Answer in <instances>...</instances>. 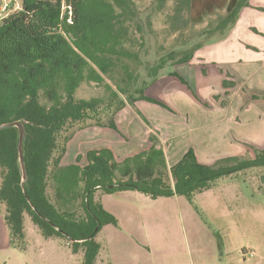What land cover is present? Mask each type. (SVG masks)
<instances>
[{
	"label": "trees",
	"instance_id": "16d2710c",
	"mask_svg": "<svg viewBox=\"0 0 264 264\" xmlns=\"http://www.w3.org/2000/svg\"><path fill=\"white\" fill-rule=\"evenodd\" d=\"M188 4L194 24L226 9L223 26L231 30L249 0H188ZM136 18L134 0H22L20 11L1 20L0 125L27 122L24 189L19 129L0 131V205L5 207L0 212L10 231L11 247L25 249V218L29 216L43 238H63L75 254L83 250V264H98L104 249V243L96 240L98 234L105 226H118L117 218L97 200L98 192L137 191L153 199L176 196L194 205L196 197L213 189L221 178L233 179L264 169V149L257 148H253L254 158L228 157L213 165L199 162L190 149L169 167L159 133L153 130L151 147L122 162L116 160L112 150L102 149L88 151L84 167L61 166L75 135L66 132L75 124L78 131L100 127L119 132L115 118L128 105L135 107L136 102L146 101L170 110L145 91L169 60L176 65L189 63L195 52L179 59L174 53L162 57L158 64L148 67L151 81L139 86V76L127 63L142 64L139 54L128 48L136 42L131 33ZM136 27L141 30L137 22ZM172 75L179 77L175 72ZM84 83L104 86L112 98L122 94L126 99L109 117L112 109L107 106L102 111V98H76ZM231 85L224 83L225 87ZM102 113L107 116L102 117ZM138 114L148 125L143 114ZM81 159L78 157V162Z\"/></svg>",
	"mask_w": 264,
	"mask_h": 264
},
{
	"label": "rangeland",
	"instance_id": "374dc122",
	"mask_svg": "<svg viewBox=\"0 0 264 264\" xmlns=\"http://www.w3.org/2000/svg\"><path fill=\"white\" fill-rule=\"evenodd\" d=\"M134 1L137 7V18L131 24V33L136 42L128 44V48L139 54L142 64L137 65L134 61H127V63L139 76V86L145 81H151L148 67L158 64L162 57L174 53L176 59H179L187 52L197 53L198 50L207 46L226 42L231 34L229 26H223L228 15L226 9H219L214 14L207 15L202 23L194 24L190 20L188 0ZM8 3L9 0H0V22L11 13L22 9V0H14L9 8L3 11ZM257 10L264 12L263 8ZM244 21L246 22L245 19ZM244 21L241 24H244ZM136 22L140 24L141 30L136 27ZM251 31L259 36L260 42L257 41L255 46L259 47L258 50H264L263 31L257 27L252 28ZM238 39L241 40L240 35ZM246 39L247 37L244 41ZM142 42L143 46H141ZM258 50L250 48L249 54L238 51L235 53L245 58H252L261 54ZM235 53L227 51L226 56L234 58ZM176 67L174 61L169 60L159 76L173 74ZM182 74H188L186 68L182 69ZM191 75L195 92L200 96H204L202 89L206 86H217L214 75L211 78H205L206 75H203L201 70ZM107 82L113 84L109 79ZM224 83L225 81L222 82ZM176 85H180V82L178 81ZM153 90L151 94L162 98L163 102L167 92L161 93L160 88ZM76 98L86 100L102 98L105 101L102 111L109 106L112 109L108 114L110 117L126 96L121 94L118 98H112L104 86L84 83L77 91ZM180 98L178 97L176 101L178 107H174L177 111L173 107H169L170 110H168L149 102H142L138 107L135 106L136 108L128 105L123 111L130 112L137 122L150 132L157 131L159 137L161 136L159 129L168 130L167 119H173L177 122L174 130L184 139V136L194 135V128L199 124L197 120L208 126L211 114L206 116L203 112L200 117L202 120L198 118L190 123H184L179 113ZM138 111L147 119L148 125L139 116ZM101 116L105 117L107 114L102 113ZM78 127L79 125L75 124L66 134L77 135L80 132ZM124 130L133 136L135 143L141 141L139 125L134 123ZM90 131L96 132L97 128H89L88 134ZM177 135L175 137L178 138ZM86 136L87 134H84L82 137ZM186 137L184 140L173 141L174 150H178L173 156L169 155L170 166L177 163L175 157L187 144ZM85 144L89 147H84L82 153L87 161L88 148L99 147L101 142L91 139ZM162 146L164 149L168 147L167 144ZM250 150L251 153H248L245 158L255 156L252 146ZM71 151L69 158L75 154L73 149ZM218 154L219 152L212 153V156H218ZM49 194L54 200L52 187L49 188ZM137 195L138 198L129 200L139 212V218L134 225L126 224L124 230L126 231L125 239L128 242L119 247L114 257L104 245L105 249L97 258L98 264H264V169L241 173L233 179L221 178L213 189L198 195L194 205L183 197L153 199L139 192ZM0 210L3 212L5 207L0 205ZM79 214L84 215V211L79 209ZM103 238L104 234L100 232L96 240L105 244ZM8 239L10 240V231L4 224L0 227V264H83V250L75 254L71 244L63 238L46 240L29 216L25 218V239L22 243L25 249L11 247Z\"/></svg>",
	"mask_w": 264,
	"mask_h": 264
},
{
	"label": "crops",
	"instance_id": "0c3cea01",
	"mask_svg": "<svg viewBox=\"0 0 264 264\" xmlns=\"http://www.w3.org/2000/svg\"><path fill=\"white\" fill-rule=\"evenodd\" d=\"M260 8L264 9V0H249V6L244 10L242 9L239 19L231 29V34L226 42L202 48L198 50L199 53H195L191 62L177 64L173 72L177 73L184 82L172 74L160 75L146 89L145 94L148 97L161 102L162 98L154 96L151 91L160 88L161 93L167 92L163 103L168 107H173V109L178 107L176 101L178 97H181L179 113L182 115L184 123H190L198 118L202 120L200 117L203 112L206 116L211 114L208 126L197 120L199 124L194 128V135L184 136V139L185 137L187 139V144L179 150V156L175 157L177 163L190 149L195 151L199 162L207 165H213L223 158L245 157L248 153H251V146L264 149V99H260L264 98V50H258L259 47L255 46L257 41L260 42L259 36L251 31L252 28L257 27L264 33V12L257 10ZM243 21L244 24H241ZM239 35L241 40L238 39ZM242 37L244 39L247 37L246 43ZM252 45L253 47H251ZM250 48L257 49L261 54L252 58H245L243 55L239 56L235 53V51H238L249 54L251 53ZM227 51L234 52L236 56L234 58L227 57ZM183 68L187 69L188 74H182ZM198 70L206 75L205 78H211L214 75L217 79V86L209 85L202 89L204 96H200L195 92V84L191 75L198 72ZM178 81L180 85H176ZM224 81H228L232 85L228 87L220 86L224 85L222 84ZM142 102L146 101H138L135 106L138 107ZM115 121L119 132L110 128L95 127L97 128L96 132L90 131L88 134L89 128H87L74 135L68 144L67 153L61 162V166L66 167L73 164L86 166L88 160H85L82 150L84 147H89L85 143L91 139L95 142H101V146L96 148L90 146L87 152L109 149L113 151L118 162L144 152L151 147L150 131L141 123H138L130 112L126 113L122 110L117 114ZM167 122L169 124L168 130L159 129L161 132L159 138L162 144H167L169 147L164 149L168 162L169 155L173 156L178 150H174L175 144H173V141L184 139L181 138L182 135H177L174 130L177 122L173 119H167ZM134 123L139 125L141 130L142 137L139 143H135L133 136L124 130L134 125ZM84 134H87V136L83 138ZM176 135L178 138L175 137ZM72 149L75 154L69 158ZM216 152H219L218 156H212V153ZM78 157L82 158L80 162L77 160ZM169 167L172 166L169 165ZM137 194V191H125L115 194L98 192L97 194V200L101 202L106 211L117 218L119 224L118 226H105L101 231L104 234V245L112 257L115 256L121 245L128 242L125 239L126 231L124 229L126 224L134 225L136 219L139 218V212L129 202L130 199L138 198ZM4 224H6L4 214L0 212V227H3ZM8 242L10 244L9 239Z\"/></svg>",
	"mask_w": 264,
	"mask_h": 264
},
{
	"label": "water",
	"instance_id": "95a60500",
	"mask_svg": "<svg viewBox=\"0 0 264 264\" xmlns=\"http://www.w3.org/2000/svg\"><path fill=\"white\" fill-rule=\"evenodd\" d=\"M26 121H15L10 123H5L3 125H0V131H3L5 129L16 127L19 129L20 137H19V165H20V171L22 175V187L25 188V183L27 181V171H26V163H25V141H26ZM98 232V229L96 230V233Z\"/></svg>",
	"mask_w": 264,
	"mask_h": 264
},
{
	"label": "built area",
	"instance_id": "2783aa9c",
	"mask_svg": "<svg viewBox=\"0 0 264 264\" xmlns=\"http://www.w3.org/2000/svg\"><path fill=\"white\" fill-rule=\"evenodd\" d=\"M13 1H14V0H9L8 5L6 6V8H5L3 11H6V10L9 8L10 4H12Z\"/></svg>",
	"mask_w": 264,
	"mask_h": 264
}]
</instances>
